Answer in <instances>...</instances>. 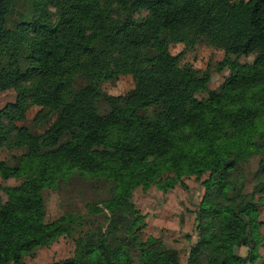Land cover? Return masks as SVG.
I'll return each instance as SVG.
<instances>
[{"label": "trees", "instance_id": "obj_1", "mask_svg": "<svg viewBox=\"0 0 264 264\" xmlns=\"http://www.w3.org/2000/svg\"><path fill=\"white\" fill-rule=\"evenodd\" d=\"M171 33L185 44L178 54ZM202 42L225 53L218 89L210 70L183 63ZM121 75L135 87L106 94ZM11 88L0 154H19L0 159V177L19 184L0 182V264H27L75 235L69 264H264V0H0V93ZM35 105L42 133L23 124ZM193 175L206 192L182 263L180 251L142 238L133 197ZM74 176L106 182L109 195L88 204L90 217L48 221L44 191ZM102 214L105 226L83 231Z\"/></svg>", "mask_w": 264, "mask_h": 264}, {"label": "rangeland", "instance_id": "obj_2", "mask_svg": "<svg viewBox=\"0 0 264 264\" xmlns=\"http://www.w3.org/2000/svg\"><path fill=\"white\" fill-rule=\"evenodd\" d=\"M146 12H144L145 14ZM168 47L173 54H178L185 50V44L179 42L174 33H171L167 40ZM225 53L218 49L213 43H200L194 49L188 50L183 58V63L191 64L197 75H202L206 70L212 72L211 87L218 89L220 84L229 75V70L223 66ZM233 58H236L233 56ZM256 53L243 55L239 57L240 62H253ZM135 87V81L132 75H121L118 78L104 82L103 90L109 95H123ZM200 99L207 97L206 93L198 94ZM17 98L15 89H7L0 93V110L8 103L14 102ZM107 106L104 103L103 109ZM41 107L33 106L28 112V119L23 123L32 131L42 133L47 125L38 124L35 121L36 115ZM14 151L9 153L3 151L0 159H12ZM0 182L4 185L19 184L18 180L10 179ZM185 185L177 184L168 190H163L156 184L144 190L142 187L134 191L133 200L136 208L145 215V228L142 231V238L147 240L154 236L161 240L165 245L180 251L181 262L185 263L188 257L191 245L197 238V211L204 198L206 188L194 175L184 177ZM110 186L104 181L90 180L82 176H74L68 181L62 182L56 189H46L44 198L46 201V210L48 221L56 220L64 214L75 213L89 216L88 204L97 203L102 205L101 201L109 195ZM252 189V186H249ZM4 198L6 199V195ZM262 215L264 220V199H262ZM87 218V217H86ZM91 221L85 223L84 230H91L93 227L106 224L104 214L93 217ZM264 232V226L262 227ZM62 236L54 241L50 246L40 247L32 254L26 257L27 264H59L72 259L75 254V237ZM236 252L246 254L247 247L236 245Z\"/></svg>", "mask_w": 264, "mask_h": 264}, {"label": "crops", "instance_id": "obj_3", "mask_svg": "<svg viewBox=\"0 0 264 264\" xmlns=\"http://www.w3.org/2000/svg\"><path fill=\"white\" fill-rule=\"evenodd\" d=\"M236 248L237 247H235V252H236ZM248 248V247H247ZM248 250V249H247ZM261 252H262V254H264V248H262V250H261ZM237 253V252H236ZM247 253H248V251H247ZM247 253L246 254H240V255H242V256H245V255H247ZM239 254V253H238Z\"/></svg>", "mask_w": 264, "mask_h": 264}, {"label": "water", "instance_id": "obj_4", "mask_svg": "<svg viewBox=\"0 0 264 264\" xmlns=\"http://www.w3.org/2000/svg\"><path fill=\"white\" fill-rule=\"evenodd\" d=\"M59 264H66V262H61V263H59ZM68 264H69V261H68Z\"/></svg>", "mask_w": 264, "mask_h": 264}]
</instances>
